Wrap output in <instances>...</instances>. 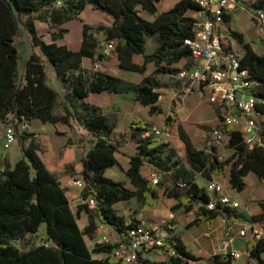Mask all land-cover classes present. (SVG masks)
<instances>
[{
    "label": "trees",
    "instance_id": "trees-1",
    "mask_svg": "<svg viewBox=\"0 0 264 264\" xmlns=\"http://www.w3.org/2000/svg\"><path fill=\"white\" fill-rule=\"evenodd\" d=\"M163 1L0 0V121L6 127L16 130L22 153L21 159L13 167L7 165L0 169V264H123L121 260L111 256L113 245L97 244L93 251L88 249L84 236L88 234L94 240L97 237L96 226L92 221L85 230L79 228L66 190L55 173V170L64 169L72 161L75 147L64 146L60 151V160H55L41 145L38 133L20 131L19 125L39 120L44 124L60 122L73 128V123H76L92 136L91 141L83 139L84 146L78 149L82 159L74 163L73 167L75 173L85 182L82 197H93L97 205L95 209L80 205L79 210L87 211L92 220L96 218L103 225L110 226L124 239L128 230L138 224L120 216L114 205L134 198L143 205H154L157 198L155 185L142 176L141 168L149 164L155 170L168 171L171 158H161L168 145L157 137L143 138V134L153 128L141 120H135L132 123V136L137 141L139 153L131 157L127 176L136 189L127 188L124 183L107 178L106 170L118 165L115 154L121 146L120 142L111 140L115 125L100 108L85 103L80 112L67 109L64 117L54 116L53 110L59 94L47 83L43 56L55 68L56 76L63 87L71 90L74 100L83 101L90 94L104 92L134 93L142 106L151 107L152 115L161 112L156 106L160 98L156 78L161 75H177L176 69L165 64L173 65L191 58L192 50L186 45V40L195 36L197 21L191 14L200 10L193 0H179L171 9L163 11L160 9ZM58 3H62V6L56 7ZM87 7H93L113 19L111 25H100L98 30L104 33L106 42L116 41L121 67L144 73L147 64L154 63V77L133 84L103 72L89 75L81 72L76 75L81 69L83 58L94 61L107 58L100 51V42L87 24H84L83 44L78 52L66 45L46 43L38 34L37 22L59 27L69 19L79 18ZM255 8L264 11V0L257 1ZM140 11L149 13L154 20L144 19ZM224 18L225 22L230 21V16L226 15ZM20 25L28 33L33 48L22 74L19 71V52L16 45ZM66 32L60 30L55 39H62ZM155 36L159 40V47L153 54L147 55L146 41ZM236 41L244 44V36L229 30L223 40L224 49H231ZM135 56L144 57L142 66L134 62ZM241 64L242 69L248 70L252 79L260 84L261 91L258 96L264 99V56L258 55L249 44H245ZM181 81V88L189 85L188 81ZM179 83L180 81L176 84L178 92ZM90 142L92 146L86 153ZM184 142L190 164L206 178L211 179L212 175L220 178L228 171L230 185L238 192L245 189V178L250 173L255 174L260 182H264V150L246 147L238 131L229 132V146L236 153L225 161H220L214 154L196 151L186 138ZM183 182L184 187L176 185L168 189V196L177 199L178 207H184L187 211L192 210L194 205H199L200 217L188 227L204 222L211 228L216 218L224 212L229 213V208L221 205L209 210L206 206L211 202V197L206 189L194 183L193 177L186 171H183ZM43 225H46V230L44 236H41ZM29 237L35 240L27 242L24 249L16 246V243L25 242ZM38 239L44 243L37 246ZM248 250L252 260L257 264H264V237L253 240ZM179 251L182 258L171 257L172 264H182L183 258L194 259L181 244ZM92 254L109 256L105 260H96ZM214 264H232V260L224 261L221 256H216Z\"/></svg>",
    "mask_w": 264,
    "mask_h": 264
},
{
    "label": "crops",
    "instance_id": "crops-1",
    "mask_svg": "<svg viewBox=\"0 0 264 264\" xmlns=\"http://www.w3.org/2000/svg\"><path fill=\"white\" fill-rule=\"evenodd\" d=\"M164 1L160 9L166 11L171 9L179 0L169 8L164 7ZM257 1L259 0H239L238 7L228 13L230 21L225 22L219 29V32L224 36L229 30L236 31L244 36V44L236 41L231 45L235 49L236 44L239 43L236 48L240 49L241 46L243 47L242 52L237 51L242 55L245 53V44H249L255 53L264 56V42L256 43L249 34L248 29L240 25V16L242 14H249L250 19H252V15L256 11L255 3ZM83 13L79 19L82 18ZM193 13L191 17H193ZM140 15L148 21L154 20V17L145 11H140ZM107 18L111 17L107 16ZM111 20V23L107 24V26L112 24L113 19L111 18ZM44 24L50 27L48 23ZM84 24L92 26L89 22L84 21ZM93 35L99 40L100 51L102 52L101 48L105 44L102 41L106 42L104 33L99 31V35L95 33ZM154 38L157 39V36L150 39ZM64 45L68 47L67 44ZM158 47L159 40L151 47L147 40L146 54H153ZM81 48L75 52L80 51ZM134 62L142 66L144 57L135 56ZM193 65L191 59H184L173 65L165 64L169 68L176 69L178 73L181 70L192 69ZM155 71L156 65L154 63L147 64L144 73L125 70L120 65L117 52L114 51L106 59L100 61L83 58L81 69L76 75L81 72L84 75L103 72L119 77L126 82L139 84L145 78L154 77ZM167 77L168 79H166ZM156 80L159 83L157 91L160 94L156 106L161 112L153 115L150 113L151 107L142 106L134 93L115 94L104 92L90 94L85 100L79 101L72 99L71 90L65 89L58 78L55 79L52 85L48 83V80L47 83L59 94L57 104L53 110L54 116L64 117L67 109L80 112L82 111V105L85 103L100 108L103 114L110 119V122L115 125L111 140L121 143L118 152L115 154L118 165L106 170L105 176L116 182L124 183L127 188H134L127 176V171L130 168L131 157L139 153L137 141L132 136V123L135 120H141L143 123L152 126L153 129L162 132V135L158 138L163 143H166L168 148L161 158L163 160L171 158L170 169L161 172L153 169L149 164L141 168V174L147 180L150 181L152 175H157L160 179V183L155 185L156 201L152 206L143 205L135 198L130 201L118 202L114 205V208L120 216L125 219H131L139 225L163 229L164 222L173 214L175 219L166 230L182 245L187 253L194 257V259L183 258L182 264H214L216 256H221V260L227 261L235 253H240L242 256L239 259L232 260V264H257L256 261L250 258L248 250L249 245L253 241L251 233L248 232L245 237H240L239 232L251 224L264 221V182H260L255 174L250 173L245 178V189L242 192H238L230 185L228 171L224 172L220 178L212 175V178L208 179L202 172L194 169L188 158V150L184 138L189 140L196 151L214 154L221 158V161L230 159L236 153V150L229 146V137L217 142L211 135L213 130L223 127V109L210 102L212 89L209 87H203L201 84L195 83L191 89H187V87L183 89L180 87L183 81L178 80L177 75H161ZM178 81H180L178 84L179 92L176 90ZM260 99V104L257 106V119L264 128V99ZM59 104L60 110H58ZM0 125V146L2 144V148L5 151L2 137L6 127L1 121ZM29 131L40 135L41 145L46 151L51 153L55 160H60V151L64 146L75 147L72 161L66 164L64 169L55 170V173L62 187L66 190L70 207L77 219L79 228L82 231L85 230L91 225L92 221L96 226L97 237L94 240L88 234L84 236L87 247L90 251H93L95 246L100 243V238L104 235H108L111 245L117 244L121 237L116 231L110 226L103 225L96 218L92 220L87 211L79 210L82 190L77 189L72 184L74 179L82 178L75 173L73 164L78 163L82 159V154L78 149L84 146L83 142L78 144L74 140V136L75 134L80 137L86 136L88 135L87 131L76 123H73V128H69L60 122L57 124H44L39 120L29 122ZM14 147V152L12 153H14L16 160L14 164L8 163L11 167L22 157L18 142H16ZM88 147H86V153L90 150L87 149ZM77 153L79 154V159ZM183 171L188 172L193 177L194 183L200 188L206 189L211 181H219L224 188L225 194L238 202L240 208L236 210L229 209V213L224 212L214 220L211 228H208L204 222L188 227L200 217L199 205H194L192 210L187 211L184 207H178L179 201L177 199L168 196V189L184 183ZM42 230H44L43 233L45 234L46 225L42 226L41 232ZM39 242H36L37 246L40 245ZM92 256L96 260H105L109 255L92 254ZM141 258L144 263L148 264H172L171 257L163 249L148 248L142 253Z\"/></svg>",
    "mask_w": 264,
    "mask_h": 264
},
{
    "label": "built area",
    "instance_id": "built-area-1",
    "mask_svg": "<svg viewBox=\"0 0 264 264\" xmlns=\"http://www.w3.org/2000/svg\"><path fill=\"white\" fill-rule=\"evenodd\" d=\"M200 10L193 13L195 24V36L186 40L192 50L191 61L193 67L190 70H181L177 74L178 80L189 82L187 89L197 83L203 87L212 89L210 102L223 109L221 129L213 130L212 137L217 142L229 137L230 131H238L242 135L243 144L249 149L260 148L264 150V128L257 119V106L260 104L258 93L260 84L252 79L248 70L242 69V54L234 48L224 49L225 38L219 32L220 26L225 23V16L230 10L236 9L239 0H193ZM252 21L257 27L259 35L264 38V11L256 10L252 15ZM116 41L106 42L101 50L106 56L116 51ZM20 131H28L29 123L19 125ZM162 132L152 129L145 132L143 138L160 137ZM17 142V132L13 127H6L3 135V146L9 151ZM221 161L222 159L219 158ZM150 182L154 185L160 183L157 175H152ZM73 186L82 191L85 188L83 178L74 179ZM184 187L185 185L182 184ZM211 202L206 206L213 210L217 205L236 210L240 204L225 194L219 181H211L206 187ZM80 205H87L89 209H95L97 201L90 197H81ZM170 215L164 222V228H149L145 225H136L129 229L124 239L113 245L111 256L121 260L123 264H146L142 261V253L148 249H163L170 257L182 258L179 251V243L166 230L174 220ZM251 233L253 240L264 237V221L254 223L239 232L240 237ZM111 245L108 235L100 238L99 245ZM240 253L230 256L231 260L241 258Z\"/></svg>",
    "mask_w": 264,
    "mask_h": 264
},
{
    "label": "rangeland",
    "instance_id": "rangeland-1",
    "mask_svg": "<svg viewBox=\"0 0 264 264\" xmlns=\"http://www.w3.org/2000/svg\"><path fill=\"white\" fill-rule=\"evenodd\" d=\"M176 1H178V0H165L164 1V7L169 8V7L173 6V4H175ZM55 6L60 7V6H62V3H58ZM45 13H47V11ZM107 16L108 15H106L100 11L95 10L93 7H88L84 11L81 19H79V18L69 19L68 21L61 24L59 27H55V26L47 27L44 23L37 22V27H38L39 35L43 38V40L46 43L55 42L58 45L67 44L71 50L77 51L81 48V45H82L84 21L89 22V24L92 25L91 26V28H92L91 32L92 33L99 35L98 27L100 25L110 24L112 21L111 18H107ZM240 25H242L248 29L249 34L253 37V39L255 40L256 43L257 42L261 43L262 41L264 42V38H262L259 35V33L257 31V27L255 26L252 19H250L249 14H242L240 16ZM60 30H66L67 32L64 33L62 39L56 40L55 37H57L56 35H58V33H60ZM53 32H54V34H53ZM157 41L158 40L156 38L148 39V44L151 47V46H154ZM102 42L106 43L105 41H102ZM16 45H17L18 52H19V71L22 74L24 72V68H25L27 58L29 57V55L33 49L32 45H31L30 37L28 36V33L26 32L23 25H20L19 34L16 37ZM238 46H239V43L236 44L235 51L242 52L243 47L241 46L240 49H238V48H236ZM43 58L46 62V67L48 70V72H47L48 73V75H47L48 79L47 80H48V83L52 85L53 82L55 81V79H57L56 78V70L46 57L43 56ZM166 79H168V77ZM60 109H61V107L59 104L58 110H60ZM82 139H87V140L91 141L93 138L89 134L86 136H82V137L78 136V134H75L74 140L76 142H78V144L82 143V141H83ZM88 146L89 147L87 149L89 150L92 146V143L90 142ZM13 147L9 151H4L2 148V144H1V146H0V169L1 170L3 169L4 166L9 165L8 163L14 164L16 159L14 158V153H12V152H14ZM77 157H78V159L80 158L79 154ZM43 231L44 230H42V232L40 233L41 236H44ZM32 240L34 241L35 239H32L31 237H29L27 239V241H25V242L16 243V246L19 247L20 249H24L27 245V242H30ZM36 241H40L39 242L40 245L44 243L41 241V239L40 240L38 239Z\"/></svg>",
    "mask_w": 264,
    "mask_h": 264
}]
</instances>
